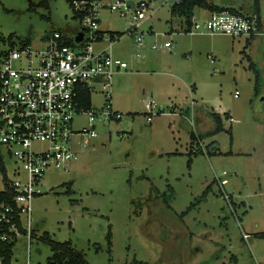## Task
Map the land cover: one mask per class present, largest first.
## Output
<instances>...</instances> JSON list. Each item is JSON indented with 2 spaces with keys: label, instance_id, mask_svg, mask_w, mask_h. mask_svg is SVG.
Here are the masks:
<instances>
[{
  "label": "rangeland",
  "instance_id": "1",
  "mask_svg": "<svg viewBox=\"0 0 264 264\" xmlns=\"http://www.w3.org/2000/svg\"><path fill=\"white\" fill-rule=\"evenodd\" d=\"M125 1L138 8L146 0ZM177 1L153 0L133 33L134 9L127 16L101 9V30L124 34L113 48L130 67L113 86L122 119L98 118L97 137L76 144L79 161L46 173L33 202L36 237L19 236L12 264H47L52 250L39 239L44 233L70 241L89 264H264V36L250 42L188 33L186 18L171 15ZM206 1L251 11L256 0ZM73 9L69 0H0V37L38 46L54 30L80 27ZM209 14L197 8L195 18L203 23ZM101 91L91 96L98 113L106 107ZM146 102L156 107L151 123ZM213 109L232 118L223 115V131L210 137ZM73 127L90 128L88 116H76ZM198 148L204 152L195 155ZM0 164L14 178V161L5 155ZM3 175L0 169V190Z\"/></svg>",
  "mask_w": 264,
  "mask_h": 264
},
{
  "label": "built area",
  "instance_id": "2",
  "mask_svg": "<svg viewBox=\"0 0 264 264\" xmlns=\"http://www.w3.org/2000/svg\"><path fill=\"white\" fill-rule=\"evenodd\" d=\"M70 1L81 12L76 30H54L38 46L31 42L17 45L14 40L0 37V161L5 155L14 161V178L0 164L4 174L0 192L14 193L11 204L0 202V242H14L23 234L30 242L33 240V202L43 195L46 173L69 171L79 161L76 144H82L83 137L86 143L97 137L98 118L103 122L122 119L113 109V86L116 75L129 65L113 52L116 36L101 30V9L108 6L111 11L122 10L123 16L134 9L135 23L129 31L133 33L149 18L147 11L153 0L140 2L138 8L125 0H112L108 5L101 4V0ZM202 30L234 39L264 36L261 17L254 9L210 12L203 23L193 19L188 33ZM81 34L82 40L78 41ZM143 40L139 36L137 45L141 46ZM100 43L104 47L98 48ZM164 46L171 49L173 44L167 41ZM152 48L156 50L159 45ZM97 87L106 97L105 110L100 113L92 110V102L89 108L85 106L86 98L91 100ZM146 107L151 122L156 107L152 102ZM82 114L88 116L90 128L76 131L74 119ZM194 134L202 146L198 133ZM201 152V148L195 151ZM226 199L230 197L226 195ZM244 238L250 235L244 234Z\"/></svg>",
  "mask_w": 264,
  "mask_h": 264
},
{
  "label": "trees",
  "instance_id": "3",
  "mask_svg": "<svg viewBox=\"0 0 264 264\" xmlns=\"http://www.w3.org/2000/svg\"><path fill=\"white\" fill-rule=\"evenodd\" d=\"M69 2L71 4L70 0ZM254 6H255L254 11H256L261 17L260 5L258 0L255 1ZM71 7L74 8L72 4ZM197 8H205L210 12L237 11L233 9L231 10L222 9L214 4L208 3L206 0H179V2L175 3L171 9L173 15L185 17L188 28H190L192 26V21L195 15L194 13ZM73 10H74V18H80L81 12H77L75 8ZM123 35H124L123 33H119V32L111 33V36L113 37L117 36L118 38H121ZM7 40L13 42V38L11 36ZM251 67L253 68V65ZM90 105H91L90 97L89 98L87 97L85 101V106L89 108ZM211 117L215 121L216 128L212 132L206 134L207 136L210 137L223 131L224 129L223 118L220 116V114L211 113ZM192 139L196 141V136L194 133L192 134ZM213 149L214 150L210 151L209 154L217 155L218 149L216 147H214ZM194 154L199 155L200 153H194ZM13 196L14 193H12L11 191H7L4 193L0 192V202H6L11 204ZM35 237L36 234L34 233L33 238ZM258 237L264 238V232L258 234ZM39 239L42 240L45 244H47L52 250V256L49 258L47 264H89L85 254L77 250L70 241L65 243L58 242L49 233H44V235H42ZM111 239H112V233L110 231L108 234V240L110 246L112 244ZM16 241L0 242V264H12L13 248L16 244ZM140 264H144V263H140Z\"/></svg>",
  "mask_w": 264,
  "mask_h": 264
},
{
  "label": "crops",
  "instance_id": "4",
  "mask_svg": "<svg viewBox=\"0 0 264 264\" xmlns=\"http://www.w3.org/2000/svg\"><path fill=\"white\" fill-rule=\"evenodd\" d=\"M195 12H196V10H195ZM209 13H210V11H209ZM195 14V13H194ZM171 15H173L172 14V9H171ZM193 19H196L195 18V15H194V18ZM189 29V28H188ZM173 31V30H172ZM252 41V40H251ZM250 41V42H251ZM254 41V40H253ZM137 43V42H136ZM153 47V46H152ZM119 58V57H118ZM130 68V67H129ZM129 68L126 70V71H124L123 73H126L128 70H129ZM123 73H119V74H123ZM119 74H117L116 76H118ZM116 78V77H115ZM193 89H195V90H197V87H194ZM147 103V102H146ZM153 103V102H152ZM154 105V104H153ZM214 111L213 112H208V114L211 116V113H218V114H220V116L223 118V115H225V114H227L226 115V117L227 118H232V115H231V113L230 112H228V111H226L225 109H220L219 111L217 110V109H213ZM206 111V110H205ZM207 112V111H206ZM212 120H213V118H212ZM152 122V121H151ZM150 122V123H151ZM213 122H214V125H215V128H216V124H215V121L213 120ZM214 128V129H215ZM203 134V133H202ZM206 135V134H205ZM191 137H192V135H191ZM214 147H216L217 148V146L215 145ZM213 147V148H214ZM218 149V148H217Z\"/></svg>",
  "mask_w": 264,
  "mask_h": 264
},
{
  "label": "water",
  "instance_id": "5",
  "mask_svg": "<svg viewBox=\"0 0 264 264\" xmlns=\"http://www.w3.org/2000/svg\"><path fill=\"white\" fill-rule=\"evenodd\" d=\"M82 37H83V35L81 34L79 37H78V41H81L82 40Z\"/></svg>",
  "mask_w": 264,
  "mask_h": 264
}]
</instances>
